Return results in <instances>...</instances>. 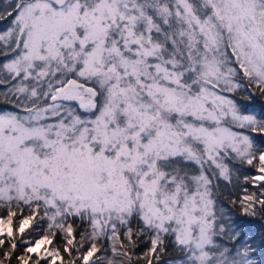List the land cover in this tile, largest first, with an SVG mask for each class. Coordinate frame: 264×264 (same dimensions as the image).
Wrapping results in <instances>:
<instances>
[{
  "label": "snow or ice",
  "instance_id": "6c2138e0",
  "mask_svg": "<svg viewBox=\"0 0 264 264\" xmlns=\"http://www.w3.org/2000/svg\"><path fill=\"white\" fill-rule=\"evenodd\" d=\"M0 264H264V0H0Z\"/></svg>",
  "mask_w": 264,
  "mask_h": 264
}]
</instances>
